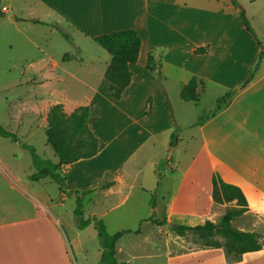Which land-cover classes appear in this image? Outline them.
<instances>
[{"label":"crops","instance_id":"crops-1","mask_svg":"<svg viewBox=\"0 0 264 264\" xmlns=\"http://www.w3.org/2000/svg\"><path fill=\"white\" fill-rule=\"evenodd\" d=\"M12 1L0 0L1 18L14 10ZM33 4H39L45 15L63 20L72 32L87 37L133 29L140 46L137 60L129 65L130 82L118 99L110 96L103 76L110 56L100 66L96 83L90 78L80 80L85 93L75 99L65 96L59 86L64 74H69L65 66L73 59L45 60L37 67L40 98H55L51 105L61 103L66 113L79 105L89 107L87 125L96 137L97 151L60 167L64 193L55 202L49 195L35 196L17 182L36 202L0 203V264H98L99 245L95 263L86 254L80 234L92 222L76 228L75 191L81 198L83 217L100 218L106 230L109 219L117 226L112 233L126 229L125 218L118 211L131 200L133 212L128 221L152 225L158 235L163 224H152L147 218H165V226H193L219 219L226 203L211 199V177L218 174L244 194L247 210L241 216L264 218V53L258 59L264 49V0H33ZM241 10L261 46L241 24ZM37 12L36 7L21 18L41 21L33 15ZM14 13L9 19L17 22ZM198 47L206 51L195 53ZM149 52L179 127L172 148L168 145L172 123L165 96L156 72L145 68ZM76 63L81 66V61ZM250 70L252 79L240 87ZM192 77L204 85L198 86L197 101H185L181 88ZM49 83L53 86L47 88ZM216 90L234 92L225 105L209 114L221 96ZM209 91L214 106L204 116L184 122L181 107L188 102L197 105ZM148 99L150 110L140 116ZM12 128L21 131L17 123ZM0 167L17 181L1 155ZM102 183L106 185L101 187ZM70 197L74 204L67 209L65 200ZM141 233L142 229L133 234ZM115 248V254L122 253L117 243ZM77 249L81 254H76ZM169 260L170 264H227L221 248L193 249ZM237 264H264V245L243 254Z\"/></svg>","mask_w":264,"mask_h":264},{"label":"rangeland","instance_id":"rangeland-1","mask_svg":"<svg viewBox=\"0 0 264 264\" xmlns=\"http://www.w3.org/2000/svg\"><path fill=\"white\" fill-rule=\"evenodd\" d=\"M25 1L23 3V0H13L14 10L6 13L5 18H0V125L15 132L21 142L33 146L36 154L40 157L56 162L54 152L46 143L44 133L47 111L51 105L50 102L55 98L39 97L43 95L39 91V68L37 67H40L45 60L60 62V58L61 60L73 59L74 61L65 66L69 74H64L59 86L65 96L75 99L85 93L80 80L90 78L91 83H96L100 66L106 58H109V55L91 37L81 35L77 31L72 32L65 27L63 20L52 18L53 15L50 13L45 15L41 12L39 4H33V0ZM36 7L39 12L33 15L46 24H37L31 21L13 22L12 19H9L14 11V15L18 17H22V15L28 17L29 11ZM55 22L61 24L71 37V41L66 40L54 27L47 25ZM76 61H81L80 67ZM47 86L52 87L53 85L49 83ZM218 91L225 100L228 91ZM183 106L186 107L183 108ZM183 106L180 112L184 122L204 116L205 112L214 106L212 91L201 96L197 105L188 102ZM8 113L11 117V124L8 121ZM16 123L21 127V131L13 130L12 125ZM178 129L177 126V131ZM181 153L183 154V151ZM0 155L7 162L11 172L14 173L13 176L17 178L16 181L0 167V203L29 204L36 202L35 196L40 197V195H49L55 202L56 197L64 192V187L61 192L55 182L43 178L31 183L32 181L28 179V175L33 171L31 156L19 142L13 143L8 138L0 139ZM18 181L25 188H29L35 196L20 186ZM65 204L67 209L70 207L69 205H73L72 198L65 200ZM224 206L225 209L233 206V203L229 202ZM120 208L119 215H123L125 218L123 226L126 229H134L137 224L128 221L129 214L133 212L131 200ZM115 223V221L108 220V232L112 233L115 230L117 227ZM232 224L238 229H253L260 237V243L264 245V218L252 220L249 216H238L234 218ZM140 227L142 229L140 235L126 233L117 242V245L122 248V253L116 254L118 260L126 261L128 264H170L171 256L201 248L198 238L193 233L187 232L178 235L172 229L174 227L172 224L168 226L163 224L162 231L158 235L157 229L152 225L143 224ZM80 234L87 248L86 254L92 256V261L96 263L98 241L94 226L92 225ZM215 238L223 240L219 235H216ZM166 241H168L171 252L170 256L166 254ZM76 254H81V252L77 249ZM172 264H176V262Z\"/></svg>","mask_w":264,"mask_h":264},{"label":"trees","instance_id":"trees-1","mask_svg":"<svg viewBox=\"0 0 264 264\" xmlns=\"http://www.w3.org/2000/svg\"><path fill=\"white\" fill-rule=\"evenodd\" d=\"M4 16L0 3V18ZM241 24L253 35L254 39L261 46L260 41L255 36L246 17L241 10L239 13ZM35 23L46 24L37 19H31ZM54 27L66 40L71 41V37L58 24H47ZM92 39L102 47L110 56L103 76L107 81L109 94L112 98L118 99L129 84L131 71L129 65L135 63L138 56L140 38L138 33L133 29H123L115 32L102 34L92 37ZM204 47H198L195 53H204ZM264 49L258 53V59L261 58ZM145 68L149 71H155L159 86L165 96V105L171 116L172 130L169 135V147L177 141V126L172 119L171 108L166 97V92L162 87V79L158 71V65L153 59L152 54H147ZM256 68V65H255ZM254 68V69H255ZM253 76V70H250L246 79L240 84V87L246 86ZM202 81L192 77L188 83L181 88V98L185 101L198 100V86ZM234 90H228L227 98L223 100L219 96L216 100L215 107L209 112L214 114L223 105H225ZM150 110V99L146 101L145 108L140 116H144ZM91 116V111L87 105H79L70 113L63 111L61 103H55L49 106L46 115V127L44 130L46 143L52 148L56 157V162L42 158L36 154L33 146L23 143L11 129L0 125V136L8 138L10 141L19 142L22 147L26 148L31 156L33 171L28 175L31 181H37L48 177L58 185L59 191H63V176L60 173V167L68 165L78 159L93 156L97 151V141L94 134L87 125V120ZM101 184V187L105 186ZM64 193V192H63ZM75 206L73 214L75 216L76 227L82 229L92 222L100 247V257L98 264H128L125 261L118 260L116 257V243L126 233H139L141 231L140 223L135 229H121L114 233H108L105 224L100 218H84L81 210V198L78 191H75ZM211 199L214 203L223 204L233 202V206L224 209L223 214L217 221L206 220L202 224L176 225L172 229L178 234L183 235L187 232L193 233L199 240L200 249H217L221 248L227 264H237L243 260V254L258 251L262 248L258 234L255 231L241 230L233 226L232 221L235 217L241 216L247 210V203L241 189L233 184L223 181L218 174L211 177ZM152 224L162 225L165 218L146 219ZM219 235L222 241L215 238Z\"/></svg>","mask_w":264,"mask_h":264},{"label":"water","instance_id":"water-1","mask_svg":"<svg viewBox=\"0 0 264 264\" xmlns=\"http://www.w3.org/2000/svg\"><path fill=\"white\" fill-rule=\"evenodd\" d=\"M13 19L15 20V21H23V20H25L24 18H21V17H17V16H13Z\"/></svg>","mask_w":264,"mask_h":264}]
</instances>
